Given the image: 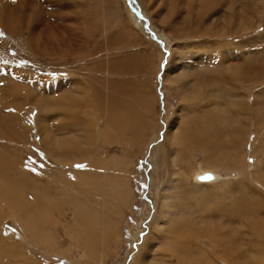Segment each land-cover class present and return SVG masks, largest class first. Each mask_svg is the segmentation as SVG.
<instances>
[{"label": "rangeland", "instance_id": "obj_1", "mask_svg": "<svg viewBox=\"0 0 264 264\" xmlns=\"http://www.w3.org/2000/svg\"><path fill=\"white\" fill-rule=\"evenodd\" d=\"M116 1L122 17L113 0L0 1V249L5 253L0 250V264H139L140 259L143 264H199L202 250L212 251L210 239L217 245L201 264H264V138L250 134L255 131L247 125L248 116L228 99L234 91L226 80L232 72L239 77V72H246V85L261 83L252 90L262 91L258 102L264 112V80L258 79L264 74V0H231L232 7L230 0H214L219 4L215 26L200 37L192 22L196 10L185 9L186 18L172 0H153L154 9L147 0ZM231 14V21L247 30L227 40L222 29ZM111 15L118 19L112 21ZM182 17L188 22L185 31L173 25L181 47L177 48L165 27ZM128 28L145 42H127ZM256 34L258 40L253 39ZM224 42L227 45L217 47L219 51L212 46ZM74 80L77 88L69 84ZM58 98L67 102L68 120L81 129L72 147L84 145L85 150L82 142L105 130L104 118L115 126V139L112 145H101L102 153L95 140L91 151L103 155L106 163L101 161L92 176L85 164L74 163L73 173H64L69 160L54 150L55 118L60 123L58 113H64ZM183 99L187 112L180 111ZM228 118L232 122L227 123ZM251 118L252 122L253 114ZM181 119L196 126L194 132L185 130L189 144L181 146L176 167L171 145L185 129ZM238 122L246 123V129ZM199 135L207 138L201 147ZM210 144L212 150H206ZM79 161L88 162V157L82 153ZM204 171L226 181L195 186L192 175ZM62 175L70 183L83 176L95 190L90 197L85 189L79 199L71 194L66 198L54 187ZM229 188L235 189L234 195ZM165 203L169 215L162 214ZM158 233L166 235L161 243ZM184 243L189 250H184Z\"/></svg>", "mask_w": 264, "mask_h": 264}, {"label": "bare ground", "instance_id": "obj_2", "mask_svg": "<svg viewBox=\"0 0 264 264\" xmlns=\"http://www.w3.org/2000/svg\"><path fill=\"white\" fill-rule=\"evenodd\" d=\"M1 1V0H0ZM16 1V0H15ZM23 1V0H22ZM30 1V0H29ZM114 1V3L112 4L113 6L115 5V9H116V5H117V8H119V11H120V15H121V17H122V14H121V9H120V7H119V3H117L118 1H116V0H113ZM262 1V0H261ZM5 2V1H4ZM21 2V1H20ZM132 2V1H131ZM147 2L150 4V7H151V9H154V6L152 5V2H153V0H147ZM220 2H221V0H220ZM257 1H255L254 3H256ZM18 3V2H17ZM24 3H25V1H24ZM123 3H124V1H123ZM226 3V2H225ZM10 4V3H9ZM19 4V3H18ZM23 4V3H22ZM60 4H62V3H60ZM65 4V3H64ZM172 4H173V6L175 7V8H179V7H182L183 9H184V16H185V9L188 11V13H191V11H193V10H196L197 11V13H196V20L195 21H192V22H194V25H195V27L194 28H196V30L198 31V36L200 35V36H203V35H205V34H210V32L209 31H211V29H213L214 28V26H215V21L217 20H213V16L216 14V11H217V9H218V5L219 4H216V1H214V0H172ZM231 4V0L229 1V5ZM20 5V4H19ZM56 5V4H55ZM208 5H209V8H208ZM62 6H63V4H62ZM8 7V6H7ZM6 7V8H7ZM19 7V6H18ZM21 7V6H20ZM24 7V6H23ZM66 7V6H65ZM129 7H130V5H129ZM230 7H232L231 5H230ZM11 8V7H10ZM69 8V7H68ZM103 8V7H102ZM3 9V8H2ZM18 9V8H17ZM79 9V8H78ZM105 9H107V8H105ZM223 9H225V7L223 8ZM246 9V8H245ZM5 10V9H4ZM12 10V9H11ZM11 10H9V11H11ZM55 10V9H54ZM62 10H64V9H62ZM87 10V9H86ZM102 10V9H101ZM108 10V13L109 12H111L109 9H107ZM7 11H8V9H7ZM14 11H16V10H14ZM13 11V12H14ZM20 11V10H19ZM116 11V10H115ZM126 11H128V10H126ZM253 11V10H252ZM252 11H251V13H252ZM4 12V11H3ZM64 12V11H63ZM86 12V11H85ZM103 12V11H102ZM117 12H118V10H117ZM257 12V11H256ZM0 13H2V12H0ZM6 13V12H5ZM11 13H12V11H11ZM89 13V12H88ZM247 13V12H246ZM7 14V13H6ZM39 14V13H38ZM116 14V13H115ZM118 14H119V12H118ZM19 16H20V14H18ZM18 15H16V16H18ZM30 15H31V13H30ZM131 15V14H130ZM10 16H12V15H10ZM18 16V17H19ZM39 16H40V14H39ZM112 16V15H111ZM98 17V16H97ZM108 17V16H107ZM113 17V16H112ZM118 17V16H117ZM115 18V19H118V18ZM186 18H187V14H186V16H185ZM20 18H21V16H20ZM22 18H24V17H22ZM102 18H103V16H102ZM230 22L228 23L227 22V26L225 27V26H223L224 28L222 29V30H224L226 33H224L223 34V36H225L226 35V38H227V40H229V39H235L236 37H238V36H241L242 35V33H244L246 30H247V28L246 27H241V26H237L233 21H231V19L233 18V15L231 14L230 15ZM16 19H17V17H16ZM15 19V20H16ZM114 19V17H113V20L112 21H114L115 20ZM243 19V18H242ZM19 20H21V19H19ZM35 20H37V19H35ZM233 20V19H232ZM248 20V19H247ZM247 20H243L242 21V23H245L246 24V21ZM6 21V20H5ZM17 21V20H16ZM122 21V20H121ZM240 21V20H239ZM11 22H13V21H11ZM38 22V20L36 21V23ZM144 22V21H143ZM142 22V23H143ZM19 23V22H18ZM33 23H35L34 21H33ZM73 23V22H72ZM125 23V22H124ZM248 23H251L250 21H247V24L246 25H248ZM20 24V23H19ZM111 24V21L109 22V25ZM175 24V26H176V24H178V26L180 25V27H183V29L185 28L184 27V24H188V22H187V20L184 18V17H182V19L180 20V22H168V23H166V27H165V29L167 30V32H168V34L172 37V38H174L175 40H176V44H175V47L177 46V48H181V47H179L177 44H178V42H177V38H179V36H177L178 34L176 33V31L173 29L174 27H173V25ZM230 24V25H229ZM38 25V24H37ZM112 25V24H111ZM143 25H145V23L143 24ZM190 25V24H189ZM192 25V24H191ZM232 25H234V26H232ZM139 26V25H138ZM137 26V27H138ZM251 26V25H250ZM11 27V26H10ZM140 27H141V24H140ZM144 27V26H143ZM249 27V26H248ZM252 27V26H251ZM12 28V27H11ZM145 28V27H144ZM143 28V29H144ZM244 28V29H243ZM14 29V28H13ZM250 29H252V30H258L257 28H250ZM128 30H129V32H130V34L132 35V39H129V37L131 36V35H128V34H125V36H126V38H124L127 42H131V41H133L134 43H136L137 42V45H140L141 44V41H144L136 32H134L132 29H129L128 28ZM182 30V29H181ZM180 30V31H181ZM191 30H193V29H191ZM184 31H185V29H184ZM194 32H195V30H194ZM193 32V33H194ZM181 33V32H180ZM184 33V32H183ZM212 33V32H211ZM33 34V33H32ZM228 34L230 35V36H228ZM245 34V33H244ZM261 35L262 34H260V37H261ZM189 36V35H188ZM199 36V37H200ZM219 36H220V34H219ZM194 37V36H193ZM220 38H221V36H220ZM225 38V39H226ZM258 38H259V36L256 34L255 36H254V40H258ZM224 40V39H223ZM98 41V40H97ZM209 41V40H208ZM226 41V40H225ZM145 42V41H144ZM151 42V41H150ZM210 42V41H209ZM204 43V42H203ZM242 43H244V44H246L247 42L245 41V42H242ZM143 44V43H142ZM145 44V43H144ZM147 44V43H146ZM190 44V43H189ZM148 46H150L149 44H147ZM223 45L224 46H226L227 45V43L226 42H224V43H221L220 45H218L217 43H214V45H212L213 47H215L216 48V51H219V48H217V47H223ZM249 45H250V43H249ZM142 46V45H141ZM147 47V46H146ZM224 50V49H223ZM228 50H229V47H228ZM176 51V50H175ZM90 52V51H89ZM193 52H195L194 50H193ZM229 52V51H228ZM66 54V53H65ZM231 54V53H230ZM232 54H234L235 55V53H234V50H232ZM86 55H89V54H86ZM205 55V54H204ZM218 55V54H217ZM228 55V54H227ZM62 56V55H61ZM64 56H66V55H64ZM75 56H77V55H75ZM206 56V55H205ZM217 57H219V56H215L214 55V59H217L218 60V58ZM75 58V57H74ZM205 58V57H204ZM65 59V58H64ZM219 59H220V64H222V65H224V63L222 62V60H221V57H219ZM219 61V60H218ZM57 62V61H56ZM182 64V63H181ZM183 65H185V64H183ZM219 65V64H218ZM228 65V64H227ZM180 67V66H179ZM219 67H222V66H219ZM241 68V67H240ZM234 71V70H233ZM63 72V71H62ZM67 73V72H66ZM240 74H241V76L239 77V76H237V72L235 73V72H232V73H230V75L226 78V80L228 81V85H230V87L233 89V91H234V93H233V95H232V97H229L228 99H231L232 100V102L234 103L233 105H234V107H238V109L239 110H241V113L243 114V115H246V116H248V127L249 128H252L255 132L254 133H250V134H254V136H255V138H260L261 139V141L263 140V138H264V112L263 113H261L260 112V110H262L261 108H260V106H259V104H261V102H258L259 100V97L260 96H262V91L261 92H253V90L252 89H254V86H256V85H260L261 83H257V84H254L253 85V87H251L252 85L251 84H247L246 85V83H247V80H246V72H239ZM63 74H64V72H63ZM78 75V74H77ZM165 76H166V74H165ZM261 76V77H260ZM224 77H225V75H224ZM258 79L259 80H264V74H262V75H258ZM81 78V77H80ZM178 79V78H177ZM255 79H253L252 81H254ZM179 80H177V82H178ZM224 82H225V79H224ZM230 82H232V83H230ZM254 82H257L256 80L254 81ZM70 83H74V84H72V87H75V88H77L78 87V84L77 83H75V80L74 81H70L69 82V84ZM226 83V82H225ZM58 85H56V87H57ZM66 86H68V84L66 85ZM71 87V88H72ZM248 88V89H247ZM180 90L182 89L183 90V86H181L180 88H179ZM177 90V89H176ZM181 90V91H182ZM200 90V89H199ZM55 91H56V89H55ZM71 91H73V92H75L73 89L71 90ZM180 91V92H181ZM242 91H243V93H242ZM142 92V91H141ZM180 92H178V93H180ZM184 92V91H183ZM56 93V92H55ZM143 93V92H142ZM250 94H253V100H251V96H250ZM61 95V94H60ZM182 95V94H181ZM176 96H177V94H176ZM244 97V99H245V101H243L242 100V98ZM183 98V97H182ZM206 98V97H205ZM56 99V98H55ZM58 100H59V98H58ZM63 100V99H62ZM62 100L60 99L59 100V108L61 109V110H63L64 111V113L63 114H61V113H58V115H59V119H60V123H58L59 121H58V118H55L56 119V124H55V131L57 132V137H56V139L54 140V150H56V149H59V151H62L64 154H65V156H66V158L69 160V162L67 163V165H68V172H67V170L66 171H64V173H66V174H68V173H71L73 170H72V166L74 167V163L75 164H78V165H80V164H85L84 166H86L88 169H90L91 171V175L90 176H92V174H94V172L95 171H97V166L99 165L100 166V162L101 161H104V165H105V163H106V158L103 156V155H100L96 150H93V151H91V149L92 148H94V143H95V140H96V149L98 150V151H100V153H102V150H101V145H106V144H109V145H112L111 144V141L113 140V139H115V132L113 131V128L115 127L114 125H112L111 124V122H108V121H106V119L107 118H104L103 119V121H105L104 123H102L103 125H104V127H105V130L103 131V132H98L97 133V138L95 139L94 137L92 138V139H87L86 141H84V142H82V143H85L86 144V146H85V150H84V145L82 146V147H80V145L78 146V147H76V146H71L72 144H73V142H76V140H75V137H76V134L78 133V130L79 131H81V129H78V123L76 124V123H74V121L72 122L71 120H68V116H67V113L65 112V109H66V105H67V102H65L64 101V103L65 104H63V102H62ZM96 100V99H95ZM95 100H93L95 103H97L98 105H99V103H98V101H95ZM188 100V99H187ZM203 100H205L204 98L201 100V101H203ZM239 100V101H238ZM200 101V102H201ZM213 101V100H212ZM261 101V100H260ZM181 102H182V100H181ZM211 102V101H210ZM55 103V102H54ZM71 103H74V102H71ZM184 103L186 104V102L184 101V99H183V108H181V110L180 111H182V110H185V112H187V104H186V106H184ZM215 105V104H214ZM71 106L72 107H77V104H71ZM216 106V105H215ZM99 107H100V105H99ZM56 108V107H55ZM191 111V110H190ZM233 112H235V109H233ZM178 114V113H177ZM254 115V119H253V121L251 122V115ZM15 115V114H14ZM70 115V114H69ZM108 115V114H107ZM176 115V114H175ZM109 116V115H108ZM240 116V115H239ZM70 117L72 118V119H75L76 120V118H75V116L74 115H70ZM107 117V116H106ZM179 117V116H178ZM182 118V117H181ZM255 118H257V119H259V120H257V119H255ZM211 119V118H210ZM261 119V120H260ZM177 120V119H176ZM182 120V124H181V126L183 127V128H185L184 129V131L182 132V134L180 135V136H175L174 138H173V143H172V145H171V147H172V150H171V161L173 162V163H175V166L177 167V165H176V160H177V158L179 157L178 155H179V150H180V148H181V146L183 145H188L189 143H188V140L187 139H185L184 137H185V135L186 134H188V131L187 132H185V130L186 129H190V132L191 131H193L194 130V126L193 125H195L194 123H192L191 121L190 122H186V120L184 121V119H181ZM71 121V122H70ZM203 121V120H202ZM100 122H102V121H100ZM210 122H212L213 123V120L211 119V121ZM226 122L228 123V122H232L231 121V119H227L226 120ZM172 123V122H171ZM207 123V122H206ZM239 123V125H240V129L241 130H245L246 129V123H241V122H238ZM200 125H201V123H200ZM172 126V125H171ZM196 126V125H195ZM175 128V127H174ZM240 129L239 130H236V134H240ZM66 130H67V132H66ZM200 130V129H199ZM116 131V130H115ZM190 132H189V134H190ZM194 132V131H193ZM72 133V134H71ZM172 133V132H171ZM196 133V132H195ZM199 133H202V130H200L199 131ZM71 136H70V135ZM249 134V135H250ZM168 135V134H167ZM249 135H247V138L249 139ZM200 136V141H199V143H200V146L199 147H201V146H203L204 144H203V137H204V135H199ZM78 137H79V135H78ZM189 137H194V135L191 133L190 134V136ZM196 137V136H195ZM80 138V137H79ZM197 138H199V137H197ZM204 138H206V137H204ZM207 139V138H206ZM238 139H240L239 137H237V138H235V144H238ZM185 140V141H184ZM192 141V140H191ZM114 142V141H113ZM170 142V141H169ZM193 142H195V141H193ZM168 143V142H167ZM196 143H198V141L196 142ZM207 143V142H206ZM241 143H242V140H241V142H239V146H241ZM243 143L244 144H246V140H243ZM127 144V143H126ZM243 144V145H244ZM74 145V144H73ZM77 145H78V143H77ZM128 145V144H127ZM143 146V145H142ZM237 146V145H236ZM238 146V147H239ZM188 148V147H187ZM206 150H212V145L210 144L208 147H206L205 148ZM186 150V149H185ZM84 151V152H83ZM84 154L85 156H87L88 157V162H83V161H79V158H80V156H81V154ZM164 155H165V153H161V155H159L161 158H162V161H163V157H164ZM193 156V155H192ZM73 159H75L74 161H76V162H74V161H72ZM82 159V158H81ZM211 163H209V165L210 166H212V168H214V169H216V170H220L219 169V167L217 166V165H215V163H213V161H210ZM164 163V162H163ZM66 166V165H65ZM103 166V165H102ZM104 169H105V167H103ZM224 168H226V166L224 167ZM94 171V172H93ZM105 171H107V170H105ZM214 171V170H213ZM213 171H204V172H197V173H195V174H193L192 175V180L194 181V184H195V186H198V187H200V186H203L204 187V185H209V184H211V185H215V184H218V183H221V182H223V181H226V179H223V177L220 175V174H217V173H215V172H213ZM243 171V170H242ZM62 173V172H61ZM73 173V172H72ZM107 173V172H106ZM221 173V172H220ZM223 173H225V174H227V172H223ZM228 173H230V172H228ZM238 173H240L241 175H242V172L241 171H238ZM80 174V173H79ZM97 174V173H96ZM206 174H209L210 176H211V179H209V180H207V181H201L199 178L201 177V176H203V175H206ZM86 176H88V175H86ZM90 176H88V177H90ZM240 176V175H239ZM61 177V176H60ZM225 177V176H224ZM56 178V177H55ZM190 179V178H189ZM217 180H219V181H217ZM34 181V180H33ZM62 183H61V182ZM217 181V182H216ZM74 182H75V184H79L78 185V188H76L75 187V184H74ZM214 182H215V184H214ZM229 184V183H228ZM219 185V184H218ZM170 185L167 183V185H166V188H168ZM54 187H55V189L56 190H59V191H61L62 192V194H63V196L64 197H66V198H70L71 196L69 195V194H71L74 198H78L79 199V197H80V195L82 194V193H84L83 191L85 190L86 191V193L88 194V196L90 197L91 196V194H92V192H94V190H95V188L93 187V184H92V182L89 180V179H86L85 177H83V176H75V179H74V181H72L71 183L70 182H68L65 178H64V176L62 175V177H61V179H55L54 180ZM81 187V188H80ZM261 187V186H260ZM33 188V187H32ZM31 188V189H32ZM170 188V187H169ZM168 188V189H169ZM262 188L264 189V187L262 186ZM99 192V191H98ZM229 192L232 194V195H234L235 193V189H233V188H229ZM87 194H86V196H87ZM82 199V198H81ZM85 200H88V197H85L84 198ZM162 199L163 200H167L168 198L167 197H165V196H163L162 197ZM85 202V201H84ZM167 202H168V200H167ZM17 203V202H16ZM99 203V202H98ZM241 203H245V198L243 199V197L241 198ZM86 205V204H85ZM95 205V204H94ZM24 206V205H23ZM83 206H84V204H83ZM168 206H169V204H167V203H165V208H167V209H165L163 212H162V214L163 215H169V208H168ZM86 207V206H85ZM8 208V207H7ZM11 208V207H10ZM13 208H15V207H13ZM12 208V209H13ZM84 208V207H83ZM27 209H28V207H27ZM7 211H9V210H7ZM11 211V210H10ZM20 211V210H19ZM25 211V210H24ZM26 212V211H25ZM160 212V211H159ZM56 213V212H55ZM85 213V212H84ZM8 214V213H7ZM88 214V213H87ZM13 215V214H12ZM86 215V214H85ZM90 215V214H89ZM92 215V214H91ZM58 216V214L56 215V217ZM63 215L61 214L60 215V217H61V219H62V221L63 222H65L66 223V220L65 219H63V217H62ZM101 216V215H100ZM10 217V216H9ZM12 218H14V217H12ZM162 218H165V217H162ZM59 219V218H58ZM157 219V218H156ZM13 220V219H12ZM242 220V219H241ZM15 221V220H14ZM47 221V220H46ZM59 221H60V219H59ZM61 221V224L63 223ZM73 221H75V219L73 218ZM109 221H111V220H109ZM38 222V221H37ZM119 222V221H118ZM154 222H157L156 220L154 221ZM162 223H163V221H161ZM39 223V222H38ZM54 223H56V221H54ZM158 223V222H157ZM230 223V222H229ZM231 223H232V221H231ZM61 224H59V225H61ZM76 225L78 224V223H75ZM80 224V223H79ZM108 224H110V223H108ZM165 224V223H164ZM63 225V224H62ZM65 226V225H64ZM78 226V225H77ZM155 226H158V225H156L155 224ZM160 226H162V225H160ZM80 227V226H79ZM85 227V226H84ZM111 227V226H110ZM81 228H83L82 226H81ZM80 228V229H81ZM67 230H69L70 228H66ZM160 229H161V227H160ZM65 230V229H64ZM86 230V229H85ZM23 231V230H22ZM71 231V230H70ZM74 231V230H73ZM176 231V230H175ZM83 232V231H82ZM70 233V232H69ZM68 233V234H69ZM79 233V232H78ZM84 233V232H83ZM168 233V232H167ZM169 234V233H168ZM14 235H15V233H14ZM19 236V235H18ZM166 236V235H165ZM164 235H160L159 233H158V235H157V238H158V240L160 241V243H161V241H164L163 239H166V237H165ZM175 236V235H174ZM1 237V236H0ZM10 237V236H9ZM12 237H14V236H12ZM11 237V238H12ZM20 237H22V236H20ZM85 237V236H84ZM168 237V236H167ZM191 237H193V236H191ZM194 237H196V236H194ZM72 239V238H71ZM70 239V240H71ZM73 239H74V237H73ZM7 240H8V238H7ZM84 240V239H83ZM153 240V239H152ZM209 240V239H208ZM212 239H210V242H211V247H212V251H213V249H214V247L217 245L216 243H214L213 241H211ZM3 241V240H2ZM15 241V240H14ZM19 241V240H18ZM203 240H199V243H201ZM11 242H13L12 241V239H11ZM179 242V243H178ZM178 244H180V240H178ZM9 243V242H8ZM19 243H21V242H19ZM1 244V243H0ZM21 244H23V242L21 243ZM70 244H72V243H70ZM79 244V243H78ZM157 244H159V243H157ZM188 244V243H187ZM149 245V244H148ZM235 245V246H234ZM234 245H232V246H234V251H236L238 254H239V252L237 251L239 248H237L236 247V243L234 244ZM2 246V245H1ZM4 246L6 247V243H4ZM3 246V248H5ZM180 246V245H179ZM183 246H184V248L186 247L185 246V243L183 244ZM189 246V245H188ZM70 247H72V246H70ZM74 247V246H73ZM78 247H80V246H78ZM7 248V247H6ZM182 248V247H181ZM183 248V249H184ZM190 248V247H189ZM23 249V248H22ZM21 249V247H20V250H22ZM69 249V248H68ZM2 252H3V250L2 249H0ZM7 250H9V251H13L14 249L12 248V247H9V248H7ZM87 250V249H86ZM171 250V249H170ZM181 250V249H180ZM184 250H189L188 248L186 249H184ZM183 250V251H184ZM18 251V250H17ZM149 251V250H148ZM182 251V250H181ZM182 251V252H183ZM211 250H206V249H203L202 250V252H201V257L199 256V258H200V260H198L199 261V264H201L202 263V259L204 258V257H207V256H209L210 255V253L212 252ZM70 252V251H69ZM146 252V251H145ZM150 252V251H149ZM173 252L175 253V250H173ZM180 252V251H179ZM181 252V253H182ZM187 252V251H186ZM222 252V251H221ZM4 253V252H3ZM89 253V252H88ZM147 253V252H146ZM190 253H191V251H190ZM194 253V252H193ZM224 253V252H223ZM5 254V253H4ZM143 254H144V252H143ZM160 254V253H159ZM164 254V253H163ZM170 254V253H169ZM177 254V253H176ZM187 254L188 253H186V256H183L184 258H182L181 256V258L184 260L185 259V257H187ZM214 254L216 255V254H218V253H216V250H215V252H214ZM18 255V254H17ZM175 255V254H174ZM185 255V254H184ZM193 255H195V254H193ZM86 256V253L85 252H83V254L81 255V257H85ZM10 257V256H9ZM178 257V256H177ZM217 257H219V258H225L223 255H218ZM7 258V257H6ZM145 258V257H144ZM181 258H180V260H181ZM195 258H197V257H195ZM140 259V258H139ZM188 260H190L189 258H187ZM193 259V258H192ZM264 259V257L262 258V260ZM153 260V259H152ZM177 260H179V258H177ZM183 260H181L182 262H183ZM205 260V259H204ZM138 261H140V263L139 264H143L145 261L144 260H138ZM195 261V260H194ZM196 262V261H195ZM165 263V262H164ZM197 263V262H196ZM230 262H227V264H229ZM185 264V263H184ZM193 264H195V263H193ZM198 264V263H197Z\"/></svg>", "mask_w": 264, "mask_h": 264}, {"label": "water", "instance_id": "obj_3", "mask_svg": "<svg viewBox=\"0 0 264 264\" xmlns=\"http://www.w3.org/2000/svg\"><path fill=\"white\" fill-rule=\"evenodd\" d=\"M126 2H127V0H125ZM129 1V0H128ZM129 4V3H128ZM131 6V5H130ZM131 8V7H130ZM131 11H133V14L134 15H137V11L135 10V9H131ZM148 38H150V37H148ZM152 39H154V40H156L155 38H153V36H152ZM162 47H163V45H162ZM167 53L168 52H166L165 53V56L167 55ZM165 58V57H164ZM164 60V59H163ZM163 64H165V61H163ZM164 66V65H163ZM206 177H211L209 174H206V175H203V176H201L199 179L201 180V181H207V180H209V179H207Z\"/></svg>", "mask_w": 264, "mask_h": 264}, {"label": "snow or ice", "instance_id": "obj_4", "mask_svg": "<svg viewBox=\"0 0 264 264\" xmlns=\"http://www.w3.org/2000/svg\"><path fill=\"white\" fill-rule=\"evenodd\" d=\"M15 2V0H13ZM77 167H83L82 165H77ZM207 179H211V177H206Z\"/></svg>", "mask_w": 264, "mask_h": 264}]
</instances>
